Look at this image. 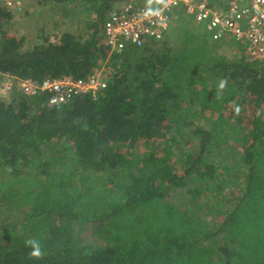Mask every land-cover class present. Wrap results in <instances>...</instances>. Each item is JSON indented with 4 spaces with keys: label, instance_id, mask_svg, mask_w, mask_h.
I'll use <instances>...</instances> for the list:
<instances>
[{
    "label": "trees",
    "instance_id": "trees-1",
    "mask_svg": "<svg viewBox=\"0 0 264 264\" xmlns=\"http://www.w3.org/2000/svg\"><path fill=\"white\" fill-rule=\"evenodd\" d=\"M77 2L84 32L58 19L28 45L0 0V78L107 81L60 108L0 98V264H264V61L202 28L112 51L117 0Z\"/></svg>",
    "mask_w": 264,
    "mask_h": 264
},
{
    "label": "built area",
    "instance_id": "built-area-1",
    "mask_svg": "<svg viewBox=\"0 0 264 264\" xmlns=\"http://www.w3.org/2000/svg\"><path fill=\"white\" fill-rule=\"evenodd\" d=\"M20 10L25 0H1ZM183 8L202 24L212 40L234 39L244 50L248 61H264V0H164L148 5L125 4L113 9L104 24V35L112 51H122L128 44L142 45L148 40L160 41L168 32L173 12ZM6 92L14 88L29 95L45 93L49 102L60 108L70 98L96 93L107 86L100 72L85 78L65 75L37 82L31 78L15 80L2 77Z\"/></svg>",
    "mask_w": 264,
    "mask_h": 264
},
{
    "label": "rangeland",
    "instance_id": "rangeland-1",
    "mask_svg": "<svg viewBox=\"0 0 264 264\" xmlns=\"http://www.w3.org/2000/svg\"><path fill=\"white\" fill-rule=\"evenodd\" d=\"M77 1L78 0L64 1V5L66 6V8L69 7L67 9L68 15L66 16L65 14L54 13L53 10H51V3H42V0H25L22 9L14 10V17L10 27L19 35H24L27 39L28 45L37 41L40 28L45 27L46 31L50 32L51 34L55 33L54 31L58 32V24L56 25V23H58V19L66 22V25H62V28H72V30L77 29L75 32H84V25H80L79 21L77 22V20L79 19V17L86 19L87 14L81 15L79 17H77V15L72 16V13H75L77 11ZM153 2H155V0H151V2L149 3L148 1L146 2V0H117L115 7H120L128 3L139 6L148 5ZM73 7L76 9H71ZM55 19H57V21H55ZM200 28V24L196 22L191 16L181 18L178 21L175 20L169 30V39L168 37L166 38L168 39L167 42L171 46L181 44L184 39V32L192 30L196 31L200 30ZM52 39H54V35H52ZM226 40L228 42L224 43V46L222 47V49H220V51L225 53L229 57V59H232L236 56H244V50L241 45H239L231 38H228ZM2 81L3 78H0V98H9L12 92H6L4 90ZM220 101L221 100H219V102Z\"/></svg>",
    "mask_w": 264,
    "mask_h": 264
},
{
    "label": "clouds",
    "instance_id": "clouds-1",
    "mask_svg": "<svg viewBox=\"0 0 264 264\" xmlns=\"http://www.w3.org/2000/svg\"><path fill=\"white\" fill-rule=\"evenodd\" d=\"M158 2L163 3L164 0H158ZM226 81H221L219 87L223 89L226 86ZM26 246L31 249V251L28 253V256L30 259H36L40 260L44 258V252L41 247V243L37 239H29L26 242Z\"/></svg>",
    "mask_w": 264,
    "mask_h": 264
},
{
    "label": "crops",
    "instance_id": "crops-1",
    "mask_svg": "<svg viewBox=\"0 0 264 264\" xmlns=\"http://www.w3.org/2000/svg\"><path fill=\"white\" fill-rule=\"evenodd\" d=\"M148 1V3L149 2H151V0H146V2ZM156 1V0H155ZM143 3H145V2H143ZM190 15H188L185 11H184V9L183 8H179V9H176L174 12H173V19H172V22H171V25H170V28H171V26H172V24H173V22L176 20V21H178V20H180L181 18H184V17H189ZM200 27L203 29V30H205V28H204V26L202 25V24H200ZM170 28H169V30H170ZM169 30H168V39H169V37H170V34H169ZM223 39H228V38H223ZM234 40V39H233ZM235 41V40H234ZM236 42V41H235Z\"/></svg>",
    "mask_w": 264,
    "mask_h": 264
}]
</instances>
